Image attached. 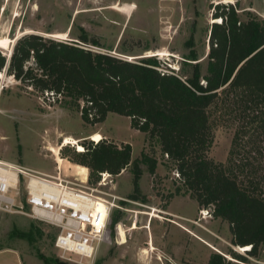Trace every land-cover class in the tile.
I'll list each match as a JSON object with an SVG mask.
<instances>
[{"label":"rangeland","instance_id":"rangeland-1","mask_svg":"<svg viewBox=\"0 0 264 264\" xmlns=\"http://www.w3.org/2000/svg\"><path fill=\"white\" fill-rule=\"evenodd\" d=\"M231 3L243 19L249 14L264 19V0H0V38L11 39L12 46L13 38L29 32L59 39H75L86 32L113 47V52L127 51L121 56L136 60L156 55L181 74L190 72L187 57L195 50L205 74L210 28L219 21L215 7ZM10 48L0 49L9 54ZM52 94L26 88L3 73L0 160L61 174L113 203L107 230L111 243L86 264H208L214 253L223 257L220 264H264V246L258 256L248 254L250 246L232 243L227 221L207 215L191 198L155 137L133 128L131 118L113 112L103 122L86 123L79 110ZM209 115L215 134L209 156L223 162L240 185L264 198V103L252 90H225ZM95 133L118 145L131 144L133 161L143 152L157 160L153 174L141 163L139 198L132 197V165L119 175L105 174V179L101 175L100 182L92 184L89 169L73 160L78 145L96 141ZM66 137L75 138L78 145L64 144ZM52 148H59L58 156ZM32 227L43 235L34 242L19 236ZM55 231L29 215L0 210V264H45L40 254L80 264L60 257Z\"/></svg>","mask_w":264,"mask_h":264},{"label":"trees","instance_id":"trees-1","mask_svg":"<svg viewBox=\"0 0 264 264\" xmlns=\"http://www.w3.org/2000/svg\"><path fill=\"white\" fill-rule=\"evenodd\" d=\"M217 8L219 22L210 28L205 74L195 50L187 57L190 72L181 74L156 55L136 60L121 56L127 51L113 52L86 32L75 39L24 34L10 57L0 49V72L36 92L53 93L79 110L86 123L103 122L111 112L131 118L133 128L158 140L198 206L227 221L232 243L250 246L248 254L256 257L264 246V198L240 185L223 162L209 156L215 140L209 108L225 90L249 89L264 103V19L251 14L243 19L232 3ZM81 145L84 149L73 160L89 169V183L100 182L102 173L119 175L132 165L135 199L140 196L141 163L151 174L156 171L157 160L148 153L132 160L129 143L102 138ZM42 235L36 227L19 233L30 242ZM39 258L45 264H66L43 254ZM221 260L214 253L208 264Z\"/></svg>","mask_w":264,"mask_h":264},{"label":"built area","instance_id":"built-area-1","mask_svg":"<svg viewBox=\"0 0 264 264\" xmlns=\"http://www.w3.org/2000/svg\"><path fill=\"white\" fill-rule=\"evenodd\" d=\"M105 174L109 173H102L104 179ZM175 175L180 179L178 171ZM112 206L94 189L61 174L48 175L0 160V210L26 214L54 228L55 247L66 260L94 262L102 246L111 243L107 230ZM137 220L136 214L134 222Z\"/></svg>","mask_w":264,"mask_h":264},{"label":"bare ground","instance_id":"bare-ground-1","mask_svg":"<svg viewBox=\"0 0 264 264\" xmlns=\"http://www.w3.org/2000/svg\"><path fill=\"white\" fill-rule=\"evenodd\" d=\"M30 33V32H29ZM25 34H27V33H25ZM22 35H24V34H22ZM21 35V36H22ZM19 37H16V38H13V42H12V44H15V42H16V40L18 39ZM11 39H9V38H0V48L1 49H8V48H10V47H12L10 44H11ZM10 50H11V48H10ZM9 50V51H10ZM1 76H3V73L2 72H0V77ZM93 139L94 140H96V141H99L100 139H102V135L100 134V133H95L94 135H93ZM70 143H73V144H77V142H76V139L75 138H72V137H66V139H65V143L64 144H70ZM78 145V144H77ZM78 149H79V151H82L84 148H83V146L82 145H78ZM53 152H54V154L56 155V156H58L59 155V148H52L51 149ZM59 161H61V159H60V157H59ZM152 245V248L151 249H155V247H154V245L153 244H151ZM241 249H246V248H241Z\"/></svg>","mask_w":264,"mask_h":264},{"label":"water","instance_id":"water-1","mask_svg":"<svg viewBox=\"0 0 264 264\" xmlns=\"http://www.w3.org/2000/svg\"><path fill=\"white\" fill-rule=\"evenodd\" d=\"M216 22H219V21H216ZM30 33H35V32H30ZM24 34H25V33H24ZM49 37H52V36H49ZM209 37H210V34H209ZM13 46H14V44H12L11 50L9 51V54H8V57H10L11 54H12ZM209 48H210V46H209ZM126 58H127V57H126ZM128 58H129V57H128ZM137 58H139V57H137ZM129 59H130V58H129ZM1 89H2V87H1Z\"/></svg>","mask_w":264,"mask_h":264}]
</instances>
